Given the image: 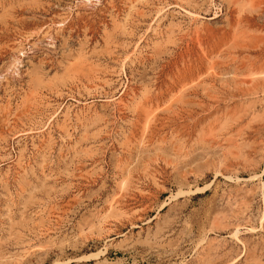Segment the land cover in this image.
Segmentation results:
<instances>
[{"label":"rangeland","instance_id":"obj_1","mask_svg":"<svg viewBox=\"0 0 264 264\" xmlns=\"http://www.w3.org/2000/svg\"><path fill=\"white\" fill-rule=\"evenodd\" d=\"M0 264H264V0H0Z\"/></svg>","mask_w":264,"mask_h":264}]
</instances>
